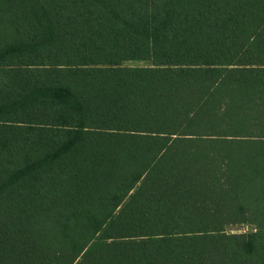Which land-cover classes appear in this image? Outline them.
<instances>
[{"label": "trees", "instance_id": "obj_1", "mask_svg": "<svg viewBox=\"0 0 264 264\" xmlns=\"http://www.w3.org/2000/svg\"><path fill=\"white\" fill-rule=\"evenodd\" d=\"M0 264H264V0H0Z\"/></svg>", "mask_w": 264, "mask_h": 264}, {"label": "rangeland", "instance_id": "obj_2", "mask_svg": "<svg viewBox=\"0 0 264 264\" xmlns=\"http://www.w3.org/2000/svg\"><path fill=\"white\" fill-rule=\"evenodd\" d=\"M123 65L126 66H148L150 65V62L147 60L139 61V60H129L124 61ZM254 225L251 223H242V224H235L227 227V230L229 232H249L253 231Z\"/></svg>", "mask_w": 264, "mask_h": 264}]
</instances>
